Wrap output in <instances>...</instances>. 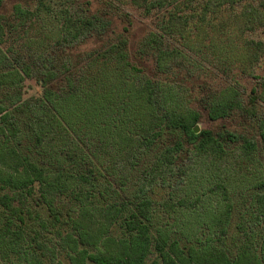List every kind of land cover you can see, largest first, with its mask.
<instances>
[{
	"label": "rangeland",
	"instance_id": "1",
	"mask_svg": "<svg viewBox=\"0 0 264 264\" xmlns=\"http://www.w3.org/2000/svg\"><path fill=\"white\" fill-rule=\"evenodd\" d=\"M105 1L119 16L73 54L91 57L90 84L81 67L15 79L6 49L58 22L0 0V130L21 97L29 110L50 92L57 109L38 166L0 156V264H264V0ZM85 154L102 178L75 175ZM69 217L70 250L55 243Z\"/></svg>",
	"mask_w": 264,
	"mask_h": 264
},
{
	"label": "trees",
	"instance_id": "2",
	"mask_svg": "<svg viewBox=\"0 0 264 264\" xmlns=\"http://www.w3.org/2000/svg\"><path fill=\"white\" fill-rule=\"evenodd\" d=\"M35 2L38 5L36 8L52 11L53 17L57 20L58 24L54 27V37L52 38L44 37V35L41 36L40 32H38L36 35L23 39L16 46L6 49L7 56L5 61L10 65L13 77L19 79L20 74L18 71H26L36 64L37 70L41 74L53 73L50 77L51 81H69L70 78L74 77V73L79 69L78 67H81L89 73L87 82L94 84L97 78L95 72L97 71H94V67L90 66L92 59H90L91 57L88 58L89 54L82 60L83 62L79 63L73 59V54L78 55L75 53L78 43L83 42L86 38H90L88 36L98 34L100 38L104 37L105 27L110 26L112 22L111 15L118 17L120 14L119 9L109 6V3L105 0H35ZM250 7L256 11L254 7ZM250 22L252 25H255V21ZM1 41L0 39V44ZM251 45H255V49L251 51V55L253 59H257L254 56H258L262 45L258 42L251 43ZM17 85V83L14 84V91L17 90ZM21 100L22 97L12 105L13 118L11 123L13 126L10 127L8 134L4 130H0L2 132L0 133L2 134V137H0V156H5V151L12 153L11 156L14 160L16 157L17 160H20L18 158L29 160V156H32L37 163L34 160H30L32 163H29V165L36 167L40 162L38 159H35L37 157L35 149L36 146L39 147L38 134L40 127L48 120L57 122L54 114L57 112V109L52 104L53 99L50 92L45 93L43 98L37 100V104L32 108L28 107L29 110L25 106H22L24 109L21 107L19 103ZM17 114L22 115L15 117ZM183 125L188 129L189 133H192L191 118L184 121ZM76 139H78L77 136ZM72 140L75 142L74 139ZM98 164L95 156L85 154V157H79L76 163V172L74 173L83 180H87L94 175L101 176L102 178L104 174L101 173ZM105 168L102 170H105ZM104 182L105 180L100 182L99 185L102 186ZM1 213L2 209H0ZM2 217L0 216V220ZM70 221L71 218L69 217L63 218L58 222L56 234L59 235L58 229L61 228L63 236L59 238L61 241H55L59 247L63 246L69 250L77 246L79 241L83 239L82 235L77 234L76 236L72 229L69 230L67 228L66 225ZM2 226L0 227L2 228ZM89 235L91 236L90 233ZM51 244L54 245L53 243ZM1 245L2 242L0 241V250ZM159 255L163 261L169 258L166 251L160 252ZM140 260L139 257L138 261ZM229 262L228 259H225L221 264H229Z\"/></svg>",
	"mask_w": 264,
	"mask_h": 264
}]
</instances>
